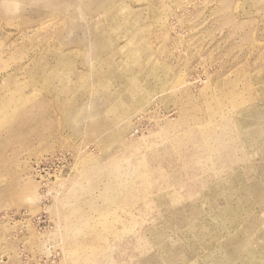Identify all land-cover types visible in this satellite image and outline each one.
Here are the masks:
<instances>
[{"label":"rangeland","instance_id":"374dc122","mask_svg":"<svg viewBox=\"0 0 264 264\" xmlns=\"http://www.w3.org/2000/svg\"><path fill=\"white\" fill-rule=\"evenodd\" d=\"M0 264H264V0H0Z\"/></svg>","mask_w":264,"mask_h":264}]
</instances>
